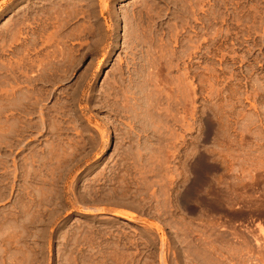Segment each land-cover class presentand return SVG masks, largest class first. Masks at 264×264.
Listing matches in <instances>:
<instances>
[{
	"label": "rangeland",
	"instance_id": "1",
	"mask_svg": "<svg viewBox=\"0 0 264 264\" xmlns=\"http://www.w3.org/2000/svg\"><path fill=\"white\" fill-rule=\"evenodd\" d=\"M259 223L264 0H0V264H264Z\"/></svg>",
	"mask_w": 264,
	"mask_h": 264
},
{
	"label": "bare ground",
	"instance_id": "2",
	"mask_svg": "<svg viewBox=\"0 0 264 264\" xmlns=\"http://www.w3.org/2000/svg\"><path fill=\"white\" fill-rule=\"evenodd\" d=\"M201 158H202V157H201ZM203 160H204V159H203ZM201 162H202V161H200V163H201ZM200 163H199V164H200ZM203 163H204V162H203ZM201 165H202V164H201ZM200 171H202V170H200ZM198 173H199V172H198ZM200 173H201V172H200ZM207 174H208V173H207ZM199 175H200V174H199ZM203 175H204V173H203ZM205 175H206V174H205ZM201 177H203V176L201 175ZM209 178H210V177H209ZM206 179H207V178H206ZM212 180H213V179H212ZM208 182H209V181H208ZM208 182H207V183H208ZM211 182H212V181H211ZM203 183H204V182H203ZM208 184H209V183H208ZM211 184H214V183L212 182ZM217 184H218V183H217ZM217 184H216L215 187H217ZM205 185H206V184H205ZM195 186H196V185H195ZM199 186H200V185H199ZM208 186H209V185H208ZM193 187H194V186H193ZM193 187L191 186V189H192ZM200 187H201V186H200ZM203 187H204V186H203ZM210 187H211V185H210ZM205 189H206V186H205ZM205 189H204V190H205ZM188 190H189V189H188ZM207 190H208V188L206 189V191H207ZM215 190H217V189H215ZM215 190H214V191H215ZM189 191H190V190H189ZM209 191H210V190H209ZM219 191H220V190H219ZM221 192H222V191H221ZM223 192H225V191H223ZM202 193H205V192L203 191ZM206 193H207V192H206ZM217 193H218V192H217ZM219 193H220V192H219ZM223 194H224V193H223ZM199 195H200V194H199ZM203 195H204V194H203ZM203 195H202V197H203ZM205 195H206V194H205ZM191 196H192V195H191ZM191 196H189V197H191ZM207 196H208V195H207ZM218 196H221V195H218ZM218 196H217V197H218ZM185 197H186V196H185ZM217 197H216V198H217ZM221 197H222V196H221ZM194 198H196V196H195ZM209 198H210V196H209ZM213 198H214V197H213ZM223 198H225V197L223 196ZM226 198H227V197H226ZM228 198H229V196H228ZM228 198H227V201H228ZM230 198H231V197H230ZM191 199H192V198H191ZM194 200H195V199H194ZM199 200H200V199H199ZM201 200H202V199H201ZM201 200H200V202H201ZM225 200H226V199H225ZM225 200H224V199H221V198L218 199V200H215V199H214V200H213V199H212V200H208L207 197H205V198L202 200V203L204 202V203L206 204V208H207V207H208V208H209V207H212V208H210V209H212V210H213V209H217V211H219V210L221 211V209L223 210V208L226 207L225 205H227L226 202H225ZM195 202H196V200H195ZM200 202H199V203H200ZM232 202H233V200H231V203H232ZM186 203H187V202H186ZM204 203H203V204H204ZM203 204H202V205H203ZM205 204H204V205H205ZM197 205H198V204H197ZM208 205H209V206H208ZM227 207H228V206H227ZM227 207H226V208H227ZM248 207H249V206H247L246 209H243V210H242L241 207L237 206V207H236V211H235V213L240 215V214H242L244 211H247V210H248ZM228 208H229V207H228ZM228 208H227L226 210H228ZM204 209H205V208H204ZM259 209H260V208H259L257 205L254 207V210H256V211H259ZM226 210H225V211H226ZM220 211H219V212H220ZM214 212H215V211H214ZM221 212H223V211H221ZM217 213H218V212H217ZM258 227H259L260 232L264 234V225L261 224V223H259V224H258Z\"/></svg>",
	"mask_w": 264,
	"mask_h": 264
}]
</instances>
